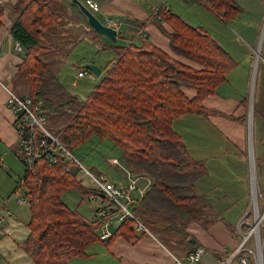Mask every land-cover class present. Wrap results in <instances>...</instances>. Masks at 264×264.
I'll return each mask as SVG.
<instances>
[{
	"label": "trees",
	"instance_id": "trees-1",
	"mask_svg": "<svg viewBox=\"0 0 264 264\" xmlns=\"http://www.w3.org/2000/svg\"><path fill=\"white\" fill-rule=\"evenodd\" d=\"M186 1L207 7L222 20L233 19L243 11L234 0ZM12 10L16 21L10 33L24 53L12 79L13 89L26 88L33 107L40 106L47 122H51L46 129L58 136L68 151L83 156L97 148L90 144L109 141L129 171L153 182L134 209L136 218L149 231L154 229L163 236L181 234L187 255L201 248L187 229L199 224L209 230L222 220V214L213 210L205 195L198 193L196 183L208 173L206 162L189 154L173 124L184 116L223 118L242 124L243 116L235 117L204 105L208 97L218 93V87L238 64L209 33L189 25L168 8H160L154 18L161 17L157 25L169 39L171 52L197 67L180 62L144 38H140V45H104L101 50L113 49L116 59L82 101L57 78L66 50L71 52L80 40L73 43L75 39L68 38L81 34L78 22L73 28L66 26L63 0H18ZM2 15L0 8V26ZM187 91L194 92V96L189 97ZM90 172L102 177L96 167ZM20 187L27 189L30 211V234L22 249L34 264H71L75 259L89 258L88 250L97 242L108 247L118 237L128 241L149 237L137 234L132 219L127 218L114 228L108 242L102 241L100 221L83 217L64 198L70 192L85 197L97 194L82 185L75 165L64 158L55 164L43 158L37 160L32 171L25 169L14 193ZM200 200L204 201L206 216L193 213V205ZM163 236L160 240H165Z\"/></svg>",
	"mask_w": 264,
	"mask_h": 264
},
{
	"label": "rangeland",
	"instance_id": "rangeland-1",
	"mask_svg": "<svg viewBox=\"0 0 264 264\" xmlns=\"http://www.w3.org/2000/svg\"><path fill=\"white\" fill-rule=\"evenodd\" d=\"M234 1L243 11L230 20H222L207 9V7L197 4L212 14L215 20L209 21H203L202 13H197L196 10L201 8L200 6L189 3L186 0L155 1L158 6L162 5L171 8L189 25L210 32L209 34L238 64L228 74L226 82L218 87V93L213 97H208L204 101V104L206 107L221 110L235 117L243 116L242 124L227 119H205L199 116H184L175 120L173 124L175 132L182 137L191 156L196 160L206 162L208 173L207 176L201 178L196 183L198 193L201 194L199 189L204 193L206 188L205 193L208 196L203 194L205 195V200L212 204L214 211L222 214V220L214 224L209 230H205L199 224H192L187 229L195 239L194 232L196 230L194 228L203 230L207 234L208 239H210V244L212 243L211 245L204 244L202 246L199 242L201 248L205 251V255L198 264H223L235 252L242 241L239 230L240 226L242 227L241 231L243 233H248L251 230V225L255 221L257 203H259L260 212H264V198L259 197L258 201L256 199V196H260V194L264 197V0ZM64 6L66 8V21L68 22L66 26L73 28L75 26L74 24L79 22L75 12L78 6L74 3V0L72 3ZM96 17L102 21L100 13L96 14ZM93 36H95L93 37L94 40L95 38L98 39L96 41L91 40V43L93 41L92 45L86 43L88 42L87 35L78 34L76 37L70 36L68 38L75 39L73 43L78 39L80 40L71 52L66 50L63 56V66L57 74V78L65 89L82 101L93 92L95 87L100 83L103 75L97 77L92 73L93 77L79 78L78 72L83 71V66L88 62V64L94 62V65L102 67L101 69L104 70L116 56L115 51L111 48L101 50V46H104L101 41L103 38L101 35L93 34ZM67 41L70 42V40ZM82 42L83 44H81ZM123 43V40H120L119 44L121 45ZM107 46L112 47L114 44L108 40L106 42ZM257 57L258 63L255 65ZM9 89V100L10 93L21 98H29L24 91L26 88L23 89L22 86L15 90L11 85ZM188 93L190 96L194 94L192 91H188ZM251 97L253 98L252 140L255 162L257 160L256 174L254 173L255 183L253 182V185L251 182L249 163V111ZM244 100L245 103L242 104ZM196 118H199L200 121ZM45 126L49 128L51 122H47ZM34 134L37 137L41 132L37 128ZM49 134L60 143L58 136H54L50 132ZM102 143V145L90 144V146L94 145L97 147L92 153H85L83 156L76 153L74 155L77 156V159L89 171H91L92 167H96L98 171L108 172L111 176L113 174H119L117 176L122 175V173L126 174L123 172V168L125 169L127 166L120 159L116 157L111 158L113 157V148L109 144V141ZM103 159L105 163L110 164L108 166L109 168L104 166L106 164L103 162ZM111 160L113 161L112 164L110 162ZM114 160H118L119 163L114 164ZM119 165L123 166V168ZM25 169L26 167L23 161H21L19 154L13 155L8 153L0 165V191L6 190L5 187L8 184L14 188L12 182L17 181L19 178H24ZM130 174L134 176V178H131L133 180L139 177H145L139 176L131 171ZM77 179L85 187L92 188L96 186L93 180L83 171L77 172ZM126 181L127 174L125 176L123 175L122 180H118L117 182L126 183ZM252 188L255 195L252 192ZM26 193V187H20L12 196L8 194L3 197L1 199V208H3L6 201L10 202L8 209L11 211V215L16 214L20 216V219L27 226L30 220V211L28 209L29 205H27L28 199L26 198ZM20 195L26 199L22 203H26L23 206H20L22 204L18 202ZM91 196L94 198H89ZM64 198L68 205L72 209L77 210L83 217L90 220L95 218L94 208L97 204L95 200L100 198L98 197V192L96 195H89L88 198L79 193L70 192ZM203 205L204 201L202 200L193 205L192 208L195 216L207 215L206 211L202 209ZM134 209H132L133 212H135ZM98 232H100L99 229ZM150 232L170 252L173 260L177 259L184 264L188 263L186 258L187 249L183 246L185 239L181 234L168 233L163 236V234H160L154 229ZM160 235L165 240H160ZM262 235L264 237V229ZM105 247L107 248L104 243L97 242L89 248L90 250L95 248L100 253L95 260L83 262L82 259H75L71 264H81L80 262L83 264H120L115 257L108 253L107 249L105 251L103 250ZM247 248L256 250L254 240H251ZM90 250L89 252H91ZM234 264H237V262Z\"/></svg>",
	"mask_w": 264,
	"mask_h": 264
},
{
	"label": "crops",
	"instance_id": "crops-1",
	"mask_svg": "<svg viewBox=\"0 0 264 264\" xmlns=\"http://www.w3.org/2000/svg\"><path fill=\"white\" fill-rule=\"evenodd\" d=\"M17 1L18 0H6V3L1 8L3 10V15L1 17L2 25L0 26V161L5 160L8 153L13 155L19 154L21 159L20 150H19V139L14 126V118L10 110L8 109L9 90H10L9 88L12 85L13 77L16 75L18 71V66L23 61L22 56L24 54L23 50L20 52L16 51L15 49L16 43L13 41V38L10 33L16 21V15L12 10V7L16 4ZM72 1L73 0H63V3L64 5H66L72 3ZM78 1L81 2L83 5H85L87 2V0H78ZM94 1L97 2L100 6L99 13L101 15L100 17L101 20L104 21L103 24L105 25L109 21H111L112 28H114L117 31L118 33V41L116 43L117 45H120L119 44L120 40H123L124 42L121 45L124 44L127 45L132 43L140 45L141 44L140 38H144L147 39L154 46L160 48L161 50H163L173 58L179 60L180 62L189 64L193 67H197L191 61L179 58L171 52L169 39L162 33V31H160L157 25L158 24L157 21L159 19L158 18L155 19L154 16L155 14H157L158 9L168 8L169 10H171L172 13L176 14L168 6H162V5L158 6L155 2L156 0H94ZM196 11L197 13H202L203 21L215 20L212 14L203 7L197 9ZM75 12H76V18L79 21L77 25V29H80L82 35L88 36V40H87L88 42L86 43L92 45L93 41H96V39L98 38H95L94 40L93 37L95 36H93V34L91 33L90 30L91 28L89 27V25L86 26L87 20L83 16V14L81 13L78 7ZM207 33L210 32L207 31ZM102 37L103 38L101 39V41L104 45H106V42L109 39H107L104 36ZM91 40H93L92 43ZM109 42L111 41L109 40ZM81 44H83V42ZM115 59L116 56L114 60ZM113 61H111V63ZM90 64H94V62ZM103 74H104V70L102 69V75ZM186 93L188 94L189 97L194 96V94L193 96H190L188 91ZM209 109H214V108H209ZM196 119L200 121L199 118ZM112 154L113 157L111 158H115V157L117 158L115 150H113ZM198 161H202V160H198ZM103 162L105 163L104 159ZM105 164L106 165L104 166L107 167L110 165L107 163ZM99 172L102 173V177H105L106 179L113 181L122 180L123 175L125 176L124 173H122V175L120 176H117L119 174H113V176H111L109 175L108 172L106 173L102 171ZM108 176L110 177V179ZM20 179L21 178H19L15 182H12L14 184V188L10 184H8L5 187L6 190L0 191V209H2L1 199L7 196L8 194H10V192H12L10 194L12 196L17 186V182ZM206 190L207 189L205 188L203 193V191L199 189L201 194L207 195V193H205ZM9 203L10 202L6 201L3 207L8 209ZM25 204H22L20 206H23ZM194 229L196 230L194 232V235L196 236V239L202 244V246L204 244H209V245L212 244V243L210 244L211 241L210 239H208V237L206 236L207 234L204 233L203 230H199L198 228H194ZM29 234L30 231L27 228L26 223L20 219V216L16 214H12L10 222L6 225V235L0 237V264H34L33 260L22 249V246L29 237ZM151 234L153 235V237L145 236L138 240L132 239L129 241L125 240L122 237H118L111 243L110 246H108L107 248L105 247L103 250L105 251L107 249L108 253L113 257H115L120 264H175L177 259L173 260L172 257L170 256L171 255L170 252L167 251L164 245L156 239L153 233ZM92 249L93 250L89 249L92 253L89 252L88 250V254L90 255V257L87 259H82L83 262H89L95 260L97 256L100 255V253L96 251L95 248ZM80 263L83 264L82 262Z\"/></svg>",
	"mask_w": 264,
	"mask_h": 264
},
{
	"label": "built area",
	"instance_id": "built-area-1",
	"mask_svg": "<svg viewBox=\"0 0 264 264\" xmlns=\"http://www.w3.org/2000/svg\"><path fill=\"white\" fill-rule=\"evenodd\" d=\"M204 2L209 0H203ZM6 0H0V8L4 6ZM85 6L95 16L100 12V6L94 0H87ZM158 19L161 17L158 15ZM112 27V22L105 24ZM16 51L20 52L22 48L19 44L15 46ZM93 74L84 69L78 72L79 78H90ZM8 109L14 118V126L19 138V148L21 159L29 171H32L37 160L43 158L49 164H55L58 159L64 158L68 163L74 164L77 172L83 171L88 175L96 185L92 187L98 192V200L94 208V217L100 221V239L108 242L113 235V230L124 222L127 218L132 219L133 229L137 234H146L153 237L145 224L136 218L133 208L149 193L153 186L152 180L146 177H139L135 180L130 174L128 168H123V172L127 174L126 183H118L117 181L108 180L105 177H96L93 175L81 162L77 159L74 153L68 151L56 139H54L46 129L47 117L41 113V107H33L32 100L29 98H21L10 93ZM41 132L40 136H35L36 129ZM48 138V140L46 139ZM111 164L113 161H110ZM118 160H114V164H118ZM1 165V161H0ZM125 174V175H126ZM21 186H24L23 184ZM257 194V193H256ZM264 198L262 194L256 196ZM88 198V197H87ZM94 198V197H89ZM23 196L18 197L20 204L25 202ZM11 211L2 208L0 209V237L6 235V225L11 220ZM251 225V224H249ZM252 228L248 233H243L241 226L239 228L242 241L234 253L228 257L223 264H264V237L262 231L264 229V212L259 210L257 203L255 221L251 225ZM251 240H254L256 250L247 248ZM205 255L203 248H198L187 255V264H198L202 261ZM175 264H184L176 260Z\"/></svg>",
	"mask_w": 264,
	"mask_h": 264
},
{
	"label": "water",
	"instance_id": "water-1",
	"mask_svg": "<svg viewBox=\"0 0 264 264\" xmlns=\"http://www.w3.org/2000/svg\"><path fill=\"white\" fill-rule=\"evenodd\" d=\"M74 3L78 6L79 10L83 14V16L86 18L88 25L92 28V30L95 33L106 37L114 44L117 43L118 33L114 28L104 25L93 13L90 12V10L85 5H83L78 0H74ZM260 49H261V46H260ZM257 63H258V57L256 58L255 65ZM83 68L92 72L97 77L101 76L102 74V69L94 64L87 63L83 66ZM252 103H253V98L251 97L250 111H249V163H250L251 182L253 185V182H254L253 170L256 168V162H255V157H254L253 140H252V125H251L252 120H253ZM252 192L254 194L253 188H252Z\"/></svg>",
	"mask_w": 264,
	"mask_h": 264
},
{
	"label": "bare ground",
	"instance_id": "bare-ground-1",
	"mask_svg": "<svg viewBox=\"0 0 264 264\" xmlns=\"http://www.w3.org/2000/svg\"><path fill=\"white\" fill-rule=\"evenodd\" d=\"M101 75H102V74H101ZM99 77H101V76H99ZM251 125H252V128H253V120H252V124H251ZM254 173L256 174V168L253 170V174H254ZM254 179H255V177H254ZM254 183H255V181H254Z\"/></svg>",
	"mask_w": 264,
	"mask_h": 264
}]
</instances>
